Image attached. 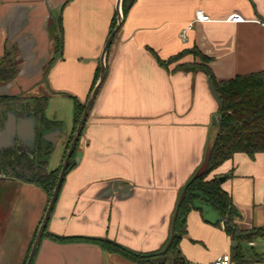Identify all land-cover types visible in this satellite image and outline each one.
Instances as JSON below:
<instances>
[{"label": "crops", "instance_id": "1", "mask_svg": "<svg viewBox=\"0 0 264 264\" xmlns=\"http://www.w3.org/2000/svg\"><path fill=\"white\" fill-rule=\"evenodd\" d=\"M117 1L0 0V55L16 51L17 62L0 93L48 97L46 118L62 123L61 162L75 126L74 97L89 98ZM197 9L211 19L197 20ZM59 18L57 51L51 32L57 35ZM193 47L211 58L217 80L264 72V0H134L32 264H141L87 238L157 253L168 264L171 221L184 187L206 162L219 103L204 71H174V63L162 65L153 53L167 61ZM214 174L225 176L237 224L264 227V153H236ZM46 203L42 188L0 172V264H23ZM219 219L207 203L189 213L179 243L188 264L231 254L235 243ZM263 240L243 245L250 264H264V248H257Z\"/></svg>", "mask_w": 264, "mask_h": 264}, {"label": "trees", "instance_id": "2", "mask_svg": "<svg viewBox=\"0 0 264 264\" xmlns=\"http://www.w3.org/2000/svg\"><path fill=\"white\" fill-rule=\"evenodd\" d=\"M134 0H123L122 9L125 18L129 7ZM60 24V18L58 19ZM117 24V13L113 20L112 30ZM51 36L56 44V50L62 47V36H57L51 32ZM157 61L162 65L174 63L180 58L194 54L200 59L206 60L207 64L200 67V63H178L174 71L191 72L202 70L213 82L216 92L221 101L218 110V120L216 121L217 132L206 158V166L203 172L197 173L184 187L173 219L171 221V237L164 254L171 257L172 264H188L179 248L181 239L187 233V217L194 209H199L202 203L210 204L219 214L226 233L235 243L232 246L231 259L237 264H250L243 250V245L258 238H264V227L253 229H242L236 222L239 212L233 202L232 195L223 187L224 180L221 175L211 173L236 153L244 152L254 157L257 153H264V72H254L250 74L237 75L228 80H217L209 65L211 58L202 53L197 47L184 50L172 56L167 61L161 60L156 53H153ZM101 67L97 68L94 78L93 90ZM17 74V62L8 60L0 64V84L10 82ZM91 94V92H90ZM90 96V95H89ZM48 97L7 95L0 93V122L4 119L8 109H13L17 113L27 110L33 111L36 118L41 116V127L43 132H48L53 128H61V122L49 121L45 116ZM86 102H80L74 97L75 126L70 135L64 156H66L77 125L86 107ZM54 149L48 141L42 140V145L36 146L34 153L30 155L27 151H19L17 148L0 150V172L9 178L17 179L21 182L35 185L42 188L49 200L57 184L60 168L49 169L50 157ZM76 151V150H75ZM75 152L71 158L68 171L75 166ZM37 231L33 237L36 238ZM48 236L47 228L44 235ZM57 241L77 240L79 237L64 238L57 235H49ZM111 253H118L125 258L141 263L152 264V259L157 253H137L120 243L107 238H87ZM34 242V241H33ZM30 250V249H29ZM262 256L261 259L262 260ZM257 259V260H259Z\"/></svg>", "mask_w": 264, "mask_h": 264}, {"label": "water", "instance_id": "3", "mask_svg": "<svg viewBox=\"0 0 264 264\" xmlns=\"http://www.w3.org/2000/svg\"><path fill=\"white\" fill-rule=\"evenodd\" d=\"M122 2L123 0L117 1V5H116L117 24L114 27V29L111 31L105 43V46L103 48L102 55H101V64H100L101 71H100L99 78L93 90L91 91V94L86 103L85 110L75 130L71 145L64 159L57 184L53 191V194L50 199L47 210L45 212V215L41 221L40 227L37 231L36 238L32 245V248H31L26 264L33 263V260L37 253L39 244L41 242L45 229L47 228V225L51 218V214L59 198V194H60L63 182L65 180V177L67 175L68 168L71 162V158L77 148V145L79 143V140L85 128L91 108L105 81V78L107 75L108 52L118 32L120 31L123 25V21H124ZM209 87H210L213 97L216 99L219 105H221V101L216 92L214 84L210 79H209ZM218 117L219 116L217 115L215 118L218 120ZM40 125H41V116L36 118L33 111L27 110L24 112L23 115H18L15 110L8 109V111L5 113V120L2 123L0 122V150L9 149V148H17L19 151L25 150L27 151V153L32 155L34 153L35 147L42 145V140L50 142L52 144V149H54L57 144L58 135L60 134L61 129L53 128L52 130L48 132H43V129ZM220 179L224 180L225 176H221ZM165 259H166L165 256H157V257H154L151 262L152 264H162L164 263Z\"/></svg>", "mask_w": 264, "mask_h": 264}, {"label": "rangeland", "instance_id": "4", "mask_svg": "<svg viewBox=\"0 0 264 264\" xmlns=\"http://www.w3.org/2000/svg\"><path fill=\"white\" fill-rule=\"evenodd\" d=\"M54 31L57 33V35L59 34V26H58V20H55L54 21ZM110 51V50H109ZM109 53V52H108ZM191 60L190 61H187V62H181V60H182V58H180L178 61H176V62H174V64H175V66H174V69H175V67H176V65L178 64V63H193V62H196V63H200L201 64V66L200 67H204V65H206L207 64V62H206V60H204V59H200V57H198V56H196V55H194V54H189V56H188ZM8 60H11V61H13L14 63L16 62V51H13V50H11V49H7V50H5L4 51V53L2 54V55H0V64H2V63H6ZM2 84V83H1ZM22 97H28V95H23ZM11 109V108H10ZM65 109H67V108H65V107H63V111L65 110ZM68 118V117H67ZM67 120V119H66ZM74 136V135H73ZM64 138V136H62L61 138H60V141H59V143H57L56 144V146H55V148H54V150H53V152H52V154H51V157H50V162H49V169H54L55 167H59V166H61V168H62V165H63V162H64V159H65V157L66 156H64V158H63V161L61 162V159H62V155H63V152H64V145H63V139ZM73 139V138H72ZM72 142V141H71ZM71 145V144H70ZM70 147V146H69ZM69 149V148H68ZM68 149H67V151H68ZM66 154H67V152H66ZM205 166H206V162H204V164L201 166V168L199 169V171L197 172V173H201V172H203L204 171V169H205ZM61 168H60V171H61ZM196 173V174H197ZM49 202H50V200H49V198H48V196H47V203H46V206H45V212H46V210H47V207H48V205H49ZM44 215H45V213H44ZM44 215H43V217H44ZM43 219V218H42ZM42 221V220H41ZM40 224H41V222H40ZM40 224H39V226H38V228H37V230L39 229V227H40ZM34 241V240H33ZM32 241V243H31V245H30V247H29V249L30 250H28V253H27V256H26V258H25V261L23 262V264H26V262H27V260H28V257H29V254H30V251H31V248H32V245H33V242ZM259 242V241H258ZM257 248H264V240L263 241H260L259 242V246L257 247ZM168 264H172V259H171V257H169V260H168V262H167Z\"/></svg>", "mask_w": 264, "mask_h": 264}, {"label": "built area", "instance_id": "5", "mask_svg": "<svg viewBox=\"0 0 264 264\" xmlns=\"http://www.w3.org/2000/svg\"><path fill=\"white\" fill-rule=\"evenodd\" d=\"M195 17L199 21H209L211 19L210 16L206 14L202 9L196 10ZM236 20H240V18L236 17ZM211 264H232L231 254L225 253L219 259L213 261Z\"/></svg>", "mask_w": 264, "mask_h": 264}, {"label": "flooded vegetation", "instance_id": "6", "mask_svg": "<svg viewBox=\"0 0 264 264\" xmlns=\"http://www.w3.org/2000/svg\"><path fill=\"white\" fill-rule=\"evenodd\" d=\"M18 114H20V113H18ZM22 114V113H21ZM23 114H24V112H23ZM5 120V117H4V119L3 120H1V123L3 122Z\"/></svg>", "mask_w": 264, "mask_h": 264}]
</instances>
